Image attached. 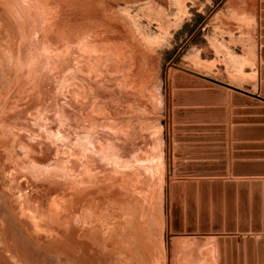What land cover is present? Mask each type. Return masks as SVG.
Masks as SVG:
<instances>
[{
	"label": "rangeland",
	"instance_id": "obj_1",
	"mask_svg": "<svg viewBox=\"0 0 264 264\" xmlns=\"http://www.w3.org/2000/svg\"><path fill=\"white\" fill-rule=\"evenodd\" d=\"M0 264H264V0H0Z\"/></svg>",
	"mask_w": 264,
	"mask_h": 264
},
{
	"label": "water",
	"instance_id": "obj_2",
	"mask_svg": "<svg viewBox=\"0 0 264 264\" xmlns=\"http://www.w3.org/2000/svg\"><path fill=\"white\" fill-rule=\"evenodd\" d=\"M174 67H176V68H179V67H177V66H175V65H173ZM180 69V68H179Z\"/></svg>",
	"mask_w": 264,
	"mask_h": 264
}]
</instances>
